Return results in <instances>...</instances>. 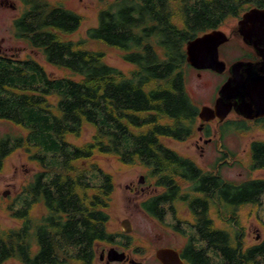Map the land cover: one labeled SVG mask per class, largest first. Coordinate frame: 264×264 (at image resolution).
I'll list each match as a JSON object with an SVG mask.
<instances>
[{"label": "trees", "instance_id": "1", "mask_svg": "<svg viewBox=\"0 0 264 264\" xmlns=\"http://www.w3.org/2000/svg\"><path fill=\"white\" fill-rule=\"evenodd\" d=\"M23 1L28 8L15 20L18 36L72 76L55 77L33 58L0 53V120L28 130L26 136H0V170L16 149L33 147L31 159L43 170L26 193L46 211L35 224L26 206L17 212L24 219L19 229L5 233L0 227V264L13 257L23 264H88L99 242L114 239L113 177L96 164H79L95 153L150 168L165 188L142 202L151 217L163 221L176 202L187 204L197 234L186 249L193 264H264V240L244 247L235 226L219 228L210 215L213 207L222 208L225 220L233 208L259 203L264 178L227 181L165 143L197 130L199 107L186 81L187 42L264 7V0H115L87 36L121 49L134 66L129 74L108 64L86 39L68 38L82 24L77 12L47 0ZM85 125L95 128L93 140L70 143L67 136L80 135ZM251 155L252 168L264 169V141L252 142ZM178 178L190 183L185 194Z\"/></svg>", "mask_w": 264, "mask_h": 264}, {"label": "rangeland", "instance_id": "2", "mask_svg": "<svg viewBox=\"0 0 264 264\" xmlns=\"http://www.w3.org/2000/svg\"><path fill=\"white\" fill-rule=\"evenodd\" d=\"M52 5L62 4L66 8L77 12L82 17V24L74 33L68 35L72 40H87V46L94 50H101L105 54V61L123 72L129 74L134 66L123 58L124 52L102 42L88 39L87 31L99 23L100 12L110 9L115 0H47ZM28 8L23 0H0V53L15 55L17 58H33L44 66L46 71L55 77L72 76L65 68L50 64L43 51L33 47L31 42L18 36L15 20ZM244 11L240 16H242ZM240 16L230 17L219 29L232 36L228 43L220 48L222 59L232 61L243 52L248 54L243 41H236L234 32L239 25ZM242 18V17H241ZM239 20V21H238ZM230 63V62H229ZM78 79V77H76ZM207 83L204 78L198 77L192 66L186 70L187 88L194 102L199 108L208 100L216 79L207 74ZM213 98V94L212 97ZM235 118L223 123L221 131H216L217 123L210 124L212 132L208 135L199 130L201 120L198 119L196 132L186 140L166 139L165 143L181 155L193 159L196 164L205 171L220 174L225 180L241 183L254 178H264V169L252 168L251 144L254 141H264V124L260 123H235ZM241 126V127H239ZM224 127V128H223ZM214 131V132H213ZM28 134V130L20 125L7 120H0V136L17 137ZM95 128L85 125L81 134L68 135L67 140L76 146H82L93 140ZM200 137H203L200 139ZM206 138L211 140L207 143ZM33 147L16 149L5 161L0 170V227L3 232L19 229L24 219L17 216V212L24 207L29 209V217L35 224L41 222L45 214V206L42 202H33L32 197L27 195L26 187L34 180L35 175L43 170L39 162L31 159ZM222 161V163H220ZM217 163L220 168L217 171ZM82 167L91 168L93 164L113 177L114 191L110 202L109 213L111 219L109 230L115 234H125L118 237L117 243L126 250L139 264H158L155 251L161 245L171 244L183 247L192 237H196L193 228L194 216L191 214L185 202L175 203L163 221L151 217L142 209L141 203L145 199L160 193L164 189L157 184V177L150 176V168L141 162L127 164L122 162L114 154L95 153L89 160L81 161ZM145 181L140 183L141 177ZM182 186V193H186L190 183L178 178ZM8 192L4 195V192ZM28 199L26 201L25 199ZM227 212L223 219L213 207L210 215L219 228L235 226L241 233L244 247L256 245L264 240V193L259 203H249ZM130 219L132 230L125 233L121 226L124 219ZM176 225V227H175ZM185 231V232H184ZM184 232V233H182ZM34 245L36 241L33 240ZM206 246L205 242H199ZM99 251L95 264H105L99 260L102 248H111L106 242L97 244ZM96 246V247H97ZM97 249V248H96ZM35 251V250H33ZM212 254V252H210ZM2 264H23L18 257H13ZM112 264H122L114 262Z\"/></svg>", "mask_w": 264, "mask_h": 264}, {"label": "flooded vegetation", "instance_id": "3", "mask_svg": "<svg viewBox=\"0 0 264 264\" xmlns=\"http://www.w3.org/2000/svg\"><path fill=\"white\" fill-rule=\"evenodd\" d=\"M241 17L242 16L238 17L239 20L241 19ZM234 35H235L234 38H236V41L241 40L243 41V43L246 44L244 45V47H247L246 50L248 51V54H245L243 52L242 56H238L235 59H232V61H229L230 62L229 63L227 60L222 59L221 53L219 52L220 60H223L226 63V67L222 72L216 71L213 69L199 70L195 68V71L197 72L198 77L202 78V80L203 78L204 80H206L204 81L205 85L207 83V79H206L207 74L213 76L217 81V83L213 86V90L210 93V95L209 96L206 95L208 100L203 104V106H210L214 108L217 103V100L220 97H222L220 92L223 86L227 82H230L229 88L225 92L224 100L232 104V108L224 120H221L219 117H216L214 119L205 121L200 118L199 111H198V118L201 120V126L199 127V130L202 133H206L208 135L212 132V128L210 127V124H212L213 122H216L217 123L216 131L220 132L221 126L223 125V123L230 120L229 118L232 115L235 117L233 118L234 120L232 121L235 123H240L241 121H243L244 123L252 122V123L264 124V115L263 116L260 115L264 111V57L259 53V51L254 46L247 44L243 40V37L239 32V25L238 27H236V31L234 32ZM231 38L232 36H230L228 41L225 43H228L231 40ZM225 43H223L222 45H224ZM220 48H219V51H220ZM12 56H15V55H12ZM238 62H244L245 65L237 67L236 63ZM212 94H213V98H211ZM202 138L203 137H200V139ZM210 140H211L210 138H206L205 142L207 143ZM220 163H222V161ZM220 163H217V167H216L218 168L217 171L220 168V165H219ZM162 188L165 190L164 187ZM141 206H142V203H141ZM142 209L145 211L143 206H142ZM192 226L196 230L194 225ZM122 235H125V234H121V235L116 234L114 236V239L111 242H106V243H109L111 245V248L114 247L118 249L119 251L126 252L128 258L124 259L123 261H109L108 260L109 250L107 248H102L99 254V260L101 262H104L105 264H112L114 262H119L122 264H139L138 261L134 260L131 257V254L128 253V251L121 250L122 246L119 245V243H117V239L118 237H121ZM194 240H195V237L191 236V239H189V241H187L183 247H178V246L171 245V244L161 245L155 251V257H156L157 263L164 264L161 260L157 258L156 252L158 249L166 247V248H172L176 250L179 254L180 260L178 259L175 260L174 264H193L187 257L186 249L190 248V244H192ZM200 242H203V241H200ZM96 248L97 249H95L94 257L91 260V262L88 264H95L96 256L99 251L98 246Z\"/></svg>", "mask_w": 264, "mask_h": 264}, {"label": "water", "instance_id": "4", "mask_svg": "<svg viewBox=\"0 0 264 264\" xmlns=\"http://www.w3.org/2000/svg\"><path fill=\"white\" fill-rule=\"evenodd\" d=\"M239 32L243 37V40L254 46L259 53L264 57V7H253L247 10L239 21ZM229 36L221 29H214L205 32L193 39H190L186 44V59L190 66L202 70L213 69L222 72L226 63L220 60V46L227 42ZM244 62L236 63V66H243ZM230 82H227L222 90L221 96L214 108L210 106H203L199 110V116L201 119L207 121L219 117L224 120L228 113L231 111L232 104L224 100L225 92L229 88ZM264 115V111L260 114ZM145 181V177L142 176L140 183ZM8 192H4L7 195ZM121 226L125 233H129L132 230V223L130 219H124L121 222ZM156 256L164 264H174L175 260H180L179 254L172 248H160L156 252ZM128 258L126 252L119 251L112 247L108 251L109 261H123Z\"/></svg>", "mask_w": 264, "mask_h": 264}]
</instances>
